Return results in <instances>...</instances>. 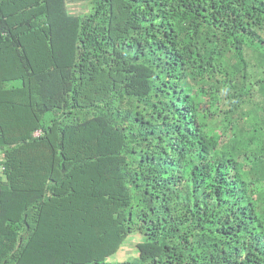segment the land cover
<instances>
[{
  "label": "trees",
  "instance_id": "trees-1",
  "mask_svg": "<svg viewBox=\"0 0 264 264\" xmlns=\"http://www.w3.org/2000/svg\"><path fill=\"white\" fill-rule=\"evenodd\" d=\"M69 1L0 0V264H264V0Z\"/></svg>",
  "mask_w": 264,
  "mask_h": 264
},
{
  "label": "rangeland",
  "instance_id": "rangeland-1",
  "mask_svg": "<svg viewBox=\"0 0 264 264\" xmlns=\"http://www.w3.org/2000/svg\"><path fill=\"white\" fill-rule=\"evenodd\" d=\"M89 0H71V2L73 3L72 6V10L73 11H83L87 9V4H88ZM11 84H20V81H13L11 82ZM139 236H137L136 234L131 236L130 238H128L126 244H124L123 249L118 252L117 254H114L110 257V260H123L126 259L128 257H132L137 255V253L135 252V241L137 240Z\"/></svg>",
  "mask_w": 264,
  "mask_h": 264
},
{
  "label": "built area",
  "instance_id": "built-area-1",
  "mask_svg": "<svg viewBox=\"0 0 264 264\" xmlns=\"http://www.w3.org/2000/svg\"><path fill=\"white\" fill-rule=\"evenodd\" d=\"M40 133V131H36L35 134L38 135ZM2 161V156H1V150H0V174L2 173L3 171V165L1 163Z\"/></svg>",
  "mask_w": 264,
  "mask_h": 264
},
{
  "label": "crops",
  "instance_id": "crops-1",
  "mask_svg": "<svg viewBox=\"0 0 264 264\" xmlns=\"http://www.w3.org/2000/svg\"><path fill=\"white\" fill-rule=\"evenodd\" d=\"M72 2H71V0L69 1V6H70V8L72 9L73 8V6H72Z\"/></svg>",
  "mask_w": 264,
  "mask_h": 264
}]
</instances>
